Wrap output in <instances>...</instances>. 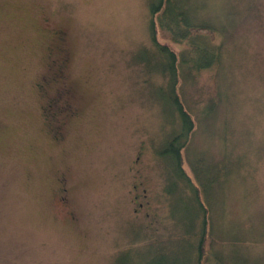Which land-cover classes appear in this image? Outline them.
<instances>
[{
    "label": "rangeland",
    "instance_id": "374dc122",
    "mask_svg": "<svg viewBox=\"0 0 264 264\" xmlns=\"http://www.w3.org/2000/svg\"><path fill=\"white\" fill-rule=\"evenodd\" d=\"M195 3L221 59L180 65L190 183L149 0H0V264H199L203 222L202 264H264V0Z\"/></svg>",
    "mask_w": 264,
    "mask_h": 264
},
{
    "label": "trees",
    "instance_id": "16d2710c",
    "mask_svg": "<svg viewBox=\"0 0 264 264\" xmlns=\"http://www.w3.org/2000/svg\"><path fill=\"white\" fill-rule=\"evenodd\" d=\"M188 5L189 7H195V0L194 2L192 0H149L150 37L159 50L158 53L164 58L162 63L166 66L163 69L172 77V86L170 85L168 88L170 96H168L181 124L180 132L173 135L159 150V153L172 160L177 178H184L185 181L190 182L188 176H183L182 150L186 147L194 131L195 122L177 94V77L180 65L187 66L190 71H202L212 68L219 63L221 51L218 50L219 48L213 50L210 45L216 40L217 27L211 24L208 18L201 19V17H197L198 12L191 7L192 11L189 12L186 9ZM159 32H162L164 39L169 38L177 43L189 42L188 54L184 57L182 55L181 62L173 50L158 42ZM195 195V202L199 207L202 206L203 211L206 212V208L200 202L198 189H195ZM203 228L204 234L199 243V264H202L201 258L205 252L206 222L205 224L203 222Z\"/></svg>",
    "mask_w": 264,
    "mask_h": 264
}]
</instances>
